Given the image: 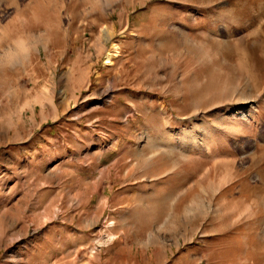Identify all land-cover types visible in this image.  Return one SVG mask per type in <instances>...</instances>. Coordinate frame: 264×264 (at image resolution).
I'll use <instances>...</instances> for the list:
<instances>
[{"label": "rangeland", "instance_id": "374dc122", "mask_svg": "<svg viewBox=\"0 0 264 264\" xmlns=\"http://www.w3.org/2000/svg\"><path fill=\"white\" fill-rule=\"evenodd\" d=\"M0 264H264V0H0Z\"/></svg>", "mask_w": 264, "mask_h": 264}, {"label": "crops", "instance_id": "0c3cea01", "mask_svg": "<svg viewBox=\"0 0 264 264\" xmlns=\"http://www.w3.org/2000/svg\"><path fill=\"white\" fill-rule=\"evenodd\" d=\"M7 65L10 67V68H8L9 70L13 68L11 65H9V64H7ZM2 68H5V67H2ZM45 104H46L45 102L41 103V108H44L45 107ZM43 137L45 138V136H43ZM30 150H31V153L34 152L32 149H30ZM25 151H27L26 148H25ZM146 196H147L146 200L141 199V202L146 207H149L151 205L150 202L152 200V193L149 192L148 194H146ZM148 236H151V235L148 234Z\"/></svg>", "mask_w": 264, "mask_h": 264}, {"label": "bare ground", "instance_id": "6f19581e", "mask_svg": "<svg viewBox=\"0 0 264 264\" xmlns=\"http://www.w3.org/2000/svg\"><path fill=\"white\" fill-rule=\"evenodd\" d=\"M112 57H113L112 54L107 53L106 56H105V60H104L103 64L105 65V64L110 63V60H111Z\"/></svg>", "mask_w": 264, "mask_h": 264}]
</instances>
